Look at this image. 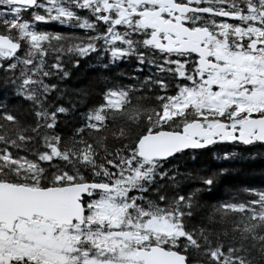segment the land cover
<instances>
[{
	"label": "snow or ice",
	"instance_id": "snow-or-ice-1",
	"mask_svg": "<svg viewBox=\"0 0 264 264\" xmlns=\"http://www.w3.org/2000/svg\"><path fill=\"white\" fill-rule=\"evenodd\" d=\"M256 159L264 0H0V264H264Z\"/></svg>",
	"mask_w": 264,
	"mask_h": 264
},
{
	"label": "trees",
	"instance_id": "trees-1",
	"mask_svg": "<svg viewBox=\"0 0 264 264\" xmlns=\"http://www.w3.org/2000/svg\"><path fill=\"white\" fill-rule=\"evenodd\" d=\"M49 27H51L53 31L67 30L61 26H49ZM261 181H264V160L256 159L244 165L243 170L227 178L226 182L231 184H244V185L251 184L258 186L261 183ZM221 197H223V188L221 189Z\"/></svg>",
	"mask_w": 264,
	"mask_h": 264
},
{
	"label": "flooded vegetation",
	"instance_id": "flooded-vegetation-1",
	"mask_svg": "<svg viewBox=\"0 0 264 264\" xmlns=\"http://www.w3.org/2000/svg\"><path fill=\"white\" fill-rule=\"evenodd\" d=\"M49 27V26H48Z\"/></svg>",
	"mask_w": 264,
	"mask_h": 264
}]
</instances>
